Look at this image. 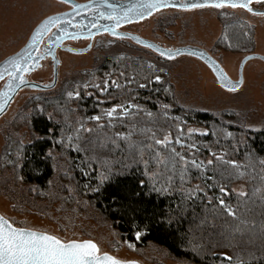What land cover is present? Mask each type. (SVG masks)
Segmentation results:
<instances>
[{
	"label": "snow or ice",
	"instance_id": "snow-or-ice-1",
	"mask_svg": "<svg viewBox=\"0 0 264 264\" xmlns=\"http://www.w3.org/2000/svg\"><path fill=\"white\" fill-rule=\"evenodd\" d=\"M60 2L71 4L72 0ZM254 3L264 5V0H129L126 4H114L110 0H89L87 5L72 4V10L93 8L96 20L92 27L110 32L121 39L133 40L155 51L166 61H173L185 54L205 60L215 72L220 86L229 93H236L244 83L243 78L237 81L230 80L219 64L206 53L194 48L162 47L129 32H117L116 29L121 24L143 20L163 8L180 10L239 8L253 16L264 17V11L253 7ZM68 15L70 13L45 16L33 27L23 47L0 63V81L3 82V87H0V113L4 112L13 94L22 86H36L31 84L26 74L41 67L40 59L50 55L55 61L56 45L64 38H77L84 33L86 25L81 24L78 30L70 31L62 23ZM101 18L108 19L111 23L100 24ZM68 23L71 24V21ZM53 29L56 31L53 32ZM87 35L92 36L90 29ZM46 37L47 44L43 49L39 48ZM252 58L255 57H245L246 60ZM147 66L152 70L148 75H141L140 70L132 68L131 64H125L122 68H113L106 73L100 82L85 81L82 84L78 83L73 90H66L65 96L69 100L94 97L93 107L99 111L89 115L85 110V114L72 122H69L67 115H64L62 121H55L56 124L64 123L69 127H61L58 137L55 135L42 137L53 140L61 149L56 154L49 150L47 156L53 160L56 156L64 159L68 165L63 169L65 178L71 180L73 171L78 170L82 176L94 178L98 182L95 187L90 182L85 183L83 185L85 193L98 191L105 181L110 180L114 175L116 163L123 169L133 164L142 165V174L151 183L150 191L169 195L179 192L182 201L192 204L200 201L206 208H211L214 218H225L220 230L215 234L218 237L215 241L211 237L207 242H203V238L199 242L188 240L183 251L190 254V259L178 260L177 264H264V193H261L259 188L254 189L252 193L243 189L239 191L229 189L226 184L220 182L230 181L234 176L238 179L243 178L245 172L238 161L226 159L223 151L218 153L211 146L194 138L196 135L208 136L210 134L208 128L186 127L187 121L179 116L170 115V104L157 101L156 106L163 117L173 121L167 127L159 126L156 113L136 102L140 96V89H147L149 93L163 91L165 94L174 95L165 76L157 74H166V69L158 67L152 61H149ZM131 85L135 87H130ZM50 86L55 85L45 84L43 87ZM81 87L84 89L83 94L80 91ZM90 87L94 92L87 91ZM115 95L128 98L102 107ZM152 98V95L146 97L149 100ZM60 111L66 110L61 106ZM33 113L37 116L46 115L49 121L54 119L52 113H47L45 107L37 104L28 110L24 117L26 123L32 122ZM141 114L148 118L147 122L135 119ZM117 127L121 130H115ZM46 131L53 132L54 129L48 128ZM222 131L227 137L233 136L231 131L226 129ZM211 134L215 136L216 132L213 131ZM15 143L16 159L7 160L8 164L14 165V169L21 166L24 139L21 137ZM205 149L208 153L206 157L203 156ZM73 152L77 154L76 157L70 155ZM117 152H127L125 159H128L129 163H125L124 159L114 161L111 154ZM260 163L264 164V160ZM221 165L231 166L232 171L221 168ZM15 179L23 182L25 177L16 174ZM194 180L199 182L193 183ZM140 183L143 185L145 181L141 180ZM48 184L51 186L53 181L49 180ZM157 184L160 187H157ZM65 188L69 197L76 191L70 184L65 185ZM213 189L216 191H212ZM30 190L35 193L37 188L32 187ZM233 193L236 195L235 203L226 199ZM257 193L261 194L257 196ZM39 194L45 193L41 191ZM257 201L258 206H254L257 205ZM206 222L207 217L201 220V226ZM141 234L140 231L135 232L137 240ZM128 247L134 249L135 245L128 242ZM0 264H138V262L121 259L108 251H103L92 239H65L47 230L16 226L14 220L0 215Z\"/></svg>",
	"mask_w": 264,
	"mask_h": 264
},
{
	"label": "rangeland",
	"instance_id": "rangeland-1",
	"mask_svg": "<svg viewBox=\"0 0 264 264\" xmlns=\"http://www.w3.org/2000/svg\"><path fill=\"white\" fill-rule=\"evenodd\" d=\"M252 6L264 11V5ZM62 9L65 5L56 0H0V61L23 47L31 30L41 19ZM222 12L226 14L221 15ZM235 21L252 29L251 40L243 48L237 46L242 52L216 49L224 23L229 25ZM123 30L162 47L202 49L219 63L233 81L238 79L239 65L245 56L256 54L264 57V17L253 16L241 9L162 10ZM99 39L89 53L61 55L56 86L48 92L22 90L0 119V214L14 220L16 226L47 230L65 239H92L103 251L121 259L135 260L138 264H177L156 245L129 248L112 224L88 203H68V193L62 194L59 190L67 180L63 175L66 166L62 160H55L52 188L44 196L39 194V189L32 192V187L23 182L15 179L14 183L11 164L4 157L9 159L7 153L12 144L17 145V139L22 137L27 144L35 137L24 119L29 109L37 104L43 106L42 99L56 97L78 83L89 82V73L108 57L126 56L128 59H142L146 63L155 62L158 67L166 69V74H162L172 86L175 103L179 107L214 114L225 123L243 130H264V61H248L243 69L244 83L236 93H229L217 84L210 69L194 57L183 55L166 61L151 50L126 41L110 43L106 37ZM234 46L231 45V48ZM29 80L42 85L51 83L52 66L49 63L42 65L30 75ZM55 109L50 107L48 112ZM227 115L231 118H226ZM233 189L245 191L243 185H236Z\"/></svg>",
	"mask_w": 264,
	"mask_h": 264
},
{
	"label": "trees",
	"instance_id": "trees-1",
	"mask_svg": "<svg viewBox=\"0 0 264 264\" xmlns=\"http://www.w3.org/2000/svg\"><path fill=\"white\" fill-rule=\"evenodd\" d=\"M225 36H227V40H225ZM251 36L252 29L242 23L237 21L229 25L224 23L223 34L216 42L215 48H222L231 52H242V50L237 49V46L243 48V45H246L251 40ZM229 43L231 45L234 44L236 48L229 47ZM125 64H131L132 68L140 70L141 75H148L152 71L148 68V63L142 59H128L126 56H122L106 59L104 63L89 73L88 80L90 83L100 82L106 73L112 71L113 68H122ZM129 71H131V68ZM157 74L163 75L162 73ZM113 75L115 76V73ZM122 82L123 80L121 79ZM76 85L70 89L63 90L56 97L41 100L47 113H50L48 108L56 107L51 112L54 118L53 121H49L46 115L37 116L35 113L32 114V122L27 124L35 137L31 142L24 144L23 158L20 161L21 166L14 169V165L11 164V169L14 173V183L15 175L20 174L25 177L24 184L29 187H36L46 193L52 188L48 181L54 180L55 160H62V163L68 167L62 157L57 156L53 160L47 156L49 150L56 154L61 149L53 140L42 139V137L53 135L58 137L61 127L68 128V124L55 123L57 120L62 121L64 115H67L69 122H72L78 116L85 114V110L89 115L99 111V109L93 107L94 97H87L82 100H69L65 96V91L75 89ZM130 87L134 88L135 85ZM80 91L83 94L84 89L81 87ZM87 91L94 92V89L90 87ZM110 91L115 90L110 89ZM139 91L140 96L136 102L156 113L159 126L167 127L173 121L163 117L156 106L157 101L170 104V115L173 117L179 116L187 121L186 127L208 128L210 130L208 136L201 137L196 135L194 138L211 146L218 153L223 151L226 154V159L236 160L242 165V170L245 172L243 178L238 179L234 176L230 181L221 180V183L226 184L229 189H233L236 185H243L248 193H252L257 188L261 189V193H264V164L260 163L261 160H264V130H243L225 123L214 114L183 109L175 103L174 95L165 94L163 91L159 93H149L147 89H140ZM148 95H152L153 98L150 100L146 99ZM127 98L115 95L102 107H108ZM61 106L66 110L65 112L60 111ZM72 109H75V111H71ZM226 118L231 117L227 115ZM135 119L148 121V118L143 114L135 117ZM48 128H53L54 131L47 132L46 129ZM222 129L231 131L233 136H225ZM115 130L121 129L117 127ZM213 131L216 132L215 136L211 134ZM10 149L8 151V153H11L9 159L15 160L17 145L12 144ZM70 155L76 157L77 154L73 152ZM111 155L114 161L124 159L125 163H129V160L125 159L128 155L127 152H117ZM207 155L206 149L203 150V156L206 157ZM220 167L232 171L231 166L221 165ZM142 173V165L133 164L131 167L123 169L119 163H116L114 175L110 180L105 181L98 191L85 193L83 190L85 183L90 182L95 187L98 182L94 178L82 176L78 170H74L72 179L66 178V184H63L59 190L62 194H67L65 185L70 184L76 191L72 193L71 197L67 195L68 203L73 204L76 201L88 203L89 207L112 224L122 240L127 244L128 242L134 244L136 249L145 248L150 244L156 245L176 261L187 260L190 259V254H185L183 249L188 240L199 242L203 238V242H207L210 237L213 241L218 238L215 234L220 230L224 217L214 218L211 208H206L200 201H196L194 204L182 201L179 192L169 195L150 191L151 183L148 182ZM92 175L94 177L95 173ZM141 180H144L145 184L142 185L140 183ZM198 182L196 180L193 181V183ZM157 187H160V185L157 184ZM212 191L216 190L213 189ZM261 193H257V196ZM226 199L235 203V193L230 197H226ZM258 204L259 201L254 206H258ZM205 217H207V222L201 226V220ZM136 231L142 233L138 240L135 237ZM221 250L226 251L227 249Z\"/></svg>",
	"mask_w": 264,
	"mask_h": 264
},
{
	"label": "flooded vegetation",
	"instance_id": "flooded-vegetation-1",
	"mask_svg": "<svg viewBox=\"0 0 264 264\" xmlns=\"http://www.w3.org/2000/svg\"><path fill=\"white\" fill-rule=\"evenodd\" d=\"M74 1H76L77 3H85V2H88L89 0H87V1L74 0ZM63 4L65 5V9H62V10L54 13V14L70 13V15H68L67 17L64 18L62 23H64V25L66 27H68L70 31L78 30L79 27L81 26V24L86 25L87 28H85L84 33H82L79 37H77V38H71V37L64 38L61 41L62 42L61 44H58V45L55 46V58L57 59V63H59V64L61 63V55H63V54L70 55V56H81V55H84L86 53H89L94 47H96L97 43L100 40L99 38H101V37H106V40H108L110 43H115V42H118V41H126V42L131 43L132 45H135L134 43H132L128 39H121V38H119L117 36L112 35L110 32H105L102 29L98 30L97 27H92V24L96 20V16L94 15V9L93 8L88 7V8L77 9L76 11H73L71 5L65 4V3H63ZM225 9H231V8H225ZM237 9H239V8H237ZM167 10H174V9H167ZM241 10H243V9H241ZM183 11H187V10H183ZM68 21H71V24H69ZM99 23L100 24H110L111 21L108 20V19H105V18H101L99 20ZM131 24L132 23L121 24L120 27L116 29V31L117 32H122V31L123 32H128V31H125L123 29L125 27H127L128 25H131ZM72 25H75L76 27H72ZM88 29H90L91 32H92V36L91 37H89L87 35ZM55 31H56V29H53V32H55ZM129 33H131V32H129ZM46 40H47V37L45 38L44 43H41L39 45V48H41V49L44 48L45 44H47ZM86 48L88 50L85 53H82V54H77V53H74L73 51L70 50V49L83 50V49H86ZM98 49L102 50V48H98ZM107 56H109V55H107ZM110 57H112V56H110ZM3 60L0 61V63H2ZM46 63H49L53 67V63H55V62H54L52 56L46 55L43 59L39 60V64L41 65V67H42V65H44ZM41 67H38L33 72H31L29 74H26L27 79L29 80L30 75H32L34 72L39 70ZM52 78H53V72H52ZM30 82H32V81H30ZM0 87H3V82L2 81H0ZM25 89H27V88H24L22 90H25ZM22 90H20L17 93V95ZM44 92H48V91H44ZM17 95L13 98V100L9 104L6 112L0 117V119L7 113V111L9 110L10 106L13 104V102H14L15 98L17 97ZM4 159L8 160L7 157H4Z\"/></svg>",
	"mask_w": 264,
	"mask_h": 264
},
{
	"label": "water",
	"instance_id": "water-1",
	"mask_svg": "<svg viewBox=\"0 0 264 264\" xmlns=\"http://www.w3.org/2000/svg\"><path fill=\"white\" fill-rule=\"evenodd\" d=\"M56 1H59L60 2V0H56ZM110 2L111 3H114V4H126V3H128L129 2V0H110ZM72 4H80V5H87V4H89V1L88 2H85V3H77L76 1H74V0H72V3L71 4H69V5H71L72 6ZM88 8V7H87ZM80 9H83V8H80ZM167 9H174V10H179V9H176V8H163V9H160V10H158V11H162V10H167ZM157 11V12H158ZM154 13H156V12H154ZM153 13V14H154ZM152 14V15H153ZM151 15V16H152ZM151 16H146L143 20H145V19H148L149 17H151ZM143 20H133L132 22H130V23H137V22H141V21H143ZM132 34V33H131ZM132 35H135V34H132ZM135 36H138V35H135ZM118 37V36H117ZM138 37H140V36H138ZM120 38V37H119ZM141 39H144V38H142V37H140ZM144 40H147V39H144ZM132 43H134L135 45H138V46H140V47H143L142 45H140V44H137L135 41H133V40H130ZM149 41V40H148ZM46 42H48L47 40H46ZM151 42V41H150ZM62 42H60V44H61ZM151 43H153V42H151ZM153 44H155V43H153ZM158 45V44H157ZM143 48H145V47H143ZM178 48H194V49H198V50H200V51H202V52H204V53H206L205 51H203L202 49H199V48H197V47H190V46H186V47H178ZM88 49L86 48V49H83V50H75V51H73L74 53H77V54H82V53H85L86 51H87ZM149 50H151V49H149ZM152 52H154V53H156L155 51H153V50H151ZM156 54H158V53H156ZM207 54V53H206ZM185 55H187V54H185ZM189 56V55H188ZM207 56L208 57H211V56H209L208 54H207ZM191 57H194V58H196V59H198L199 61H201L202 63H204L209 69H210V71H211V73L213 74V76L215 77V79H216V75H215V72L213 71V69L211 68V66L205 61V60H203V59H201V58H199V57H196V56H191ZM245 57H255V58H252V59H260V60H262V61H264V57L263 56H260V55H256V54H250V55H247V56H245ZM245 57L242 59V61H241V63H240V65H239V69H238V79L237 80H240L241 79V77L243 78V69H244V67H245V65H246V63L248 62V61H250V60H252V59H245ZM53 58V57H52ZM211 59L212 60H214L212 57H211ZM216 61V60H215ZM55 63H53V67H52V72H53V78H52V82L50 83V84H48V85H55L56 86V84H57V77H58V66H59V63H57V59L55 58V61H54ZM217 62V61H216ZM218 63V62H217ZM219 64V63H218ZM220 66V65H219ZM221 67V66H220ZM222 68V67H221ZM36 70V69H35ZM228 76V75H227ZM228 78L230 79V80H232L229 76H228ZM236 80V81H237ZM216 81H217V79H216ZM31 84L32 85H36L35 87H32V86H22L21 87V89L20 90H22V89H24V88H27V89H30V90H33V91H38V92H44V91H49V90H51V89H53L54 87H48V88H44L43 86L44 85H42V84H39V83H36V82H31ZM217 84L220 86V84L218 83V81H217ZM221 87V86H220ZM222 88V87H221ZM20 90H18L16 93H14L13 94V98L17 95V93L20 91ZM13 98L11 99V101L5 106V110H4V112L3 113H0V117L6 112V110H7V108H8V106H9V104L12 102V100H13Z\"/></svg>",
	"mask_w": 264,
	"mask_h": 264
}]
</instances>
